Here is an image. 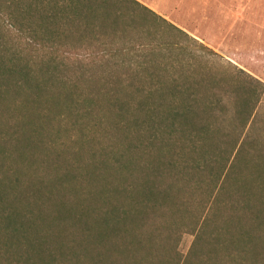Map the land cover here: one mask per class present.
<instances>
[{"label": "trees", "instance_id": "16d2710c", "mask_svg": "<svg viewBox=\"0 0 264 264\" xmlns=\"http://www.w3.org/2000/svg\"><path fill=\"white\" fill-rule=\"evenodd\" d=\"M207 55L137 0H0V264L261 260L264 85Z\"/></svg>", "mask_w": 264, "mask_h": 264}, {"label": "rangeland", "instance_id": "374dc122", "mask_svg": "<svg viewBox=\"0 0 264 264\" xmlns=\"http://www.w3.org/2000/svg\"><path fill=\"white\" fill-rule=\"evenodd\" d=\"M137 1L217 54L219 58L206 57V64L214 70L229 69V62L264 85V0ZM230 102L226 99L228 106H231ZM246 136L252 145V172L255 160L261 156L259 154L264 160V92L248 124ZM36 152L45 158L42 160L50 161L60 150L38 148ZM64 194L66 200L73 199L71 194ZM193 239L189 233L180 237L177 250L181 258L188 254ZM246 257L250 259L251 253L243 255L244 259ZM58 264L68 263L62 260ZM257 264H264V256Z\"/></svg>", "mask_w": 264, "mask_h": 264}]
</instances>
